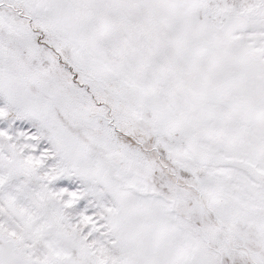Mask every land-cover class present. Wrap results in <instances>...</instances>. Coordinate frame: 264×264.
Wrapping results in <instances>:
<instances>
[{"label": "snow or ice", "instance_id": "obj_1", "mask_svg": "<svg viewBox=\"0 0 264 264\" xmlns=\"http://www.w3.org/2000/svg\"><path fill=\"white\" fill-rule=\"evenodd\" d=\"M0 264H264V0H0Z\"/></svg>", "mask_w": 264, "mask_h": 264}]
</instances>
